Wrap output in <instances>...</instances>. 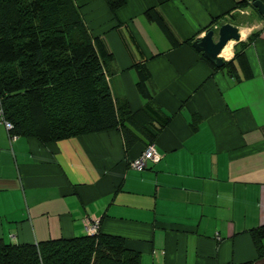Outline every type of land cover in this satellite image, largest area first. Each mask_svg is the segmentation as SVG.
<instances>
[{
  "label": "crops",
  "instance_id": "obj_1",
  "mask_svg": "<svg viewBox=\"0 0 264 264\" xmlns=\"http://www.w3.org/2000/svg\"><path fill=\"white\" fill-rule=\"evenodd\" d=\"M109 1L73 4L112 55V98L139 115L136 124L158 127L170 115L152 141L158 154L137 170L128 163L146 147L141 137L126 149L117 129L43 143L11 139L0 121V239L85 235L87 219L122 237L140 264L254 259L248 230L264 224V16L236 7L239 0H122L113 11ZM226 21L238 41L255 33L244 50L247 74L235 62L233 76L214 70L191 46ZM140 62L157 115L139 113L132 65Z\"/></svg>",
  "mask_w": 264,
  "mask_h": 264
},
{
  "label": "trees",
  "instance_id": "obj_2",
  "mask_svg": "<svg viewBox=\"0 0 264 264\" xmlns=\"http://www.w3.org/2000/svg\"><path fill=\"white\" fill-rule=\"evenodd\" d=\"M251 1L239 0L236 7L250 6L256 13ZM108 3L113 11L122 0ZM254 36L252 33L236 41L232 56L220 67L198 53L214 70L233 76L235 62L247 74L244 50ZM111 60L101 40L87 30L73 0H0V105L5 120L12 125L10 133L46 143L117 129L125 149L139 137L146 145L152 143L170 115H160L158 127L141 120L136 124L139 115L132 113L125 101L111 96L106 79ZM132 68L135 89L143 100L139 113L157 115L149 71L141 62ZM248 234L256 256L233 264H264V224L250 228ZM0 264H140V255L128 249L122 237L97 229L94 234L34 244L0 239Z\"/></svg>",
  "mask_w": 264,
  "mask_h": 264
},
{
  "label": "water",
  "instance_id": "obj_3",
  "mask_svg": "<svg viewBox=\"0 0 264 264\" xmlns=\"http://www.w3.org/2000/svg\"><path fill=\"white\" fill-rule=\"evenodd\" d=\"M251 6L259 15L264 16V3L261 0H252ZM229 40L238 41L239 32L235 25L226 21L215 28L207 29L201 37L191 42V46L214 67H220L225 59L219 55V52Z\"/></svg>",
  "mask_w": 264,
  "mask_h": 264
},
{
  "label": "built area",
  "instance_id": "obj_4",
  "mask_svg": "<svg viewBox=\"0 0 264 264\" xmlns=\"http://www.w3.org/2000/svg\"><path fill=\"white\" fill-rule=\"evenodd\" d=\"M216 25L212 26V28H215ZM0 121L3 124L4 128L7 130L8 135L11 139L15 138V134L10 133V130L12 128V125L9 121L5 120L4 116H3V112H2V108L0 105ZM157 151L155 150L154 146L152 143L146 145V147L144 148L143 152L140 154V156H138L137 158L131 160L129 162V166L131 168L140 170L145 166V161L147 158H153L157 156ZM85 228H86V232L87 234H94L96 233L97 229H98V221L94 220L91 223L85 219Z\"/></svg>",
  "mask_w": 264,
  "mask_h": 264
},
{
  "label": "bare ground",
  "instance_id": "obj_5",
  "mask_svg": "<svg viewBox=\"0 0 264 264\" xmlns=\"http://www.w3.org/2000/svg\"><path fill=\"white\" fill-rule=\"evenodd\" d=\"M231 43L232 40H229L228 42H226V44L221 48L219 54L221 57H223L224 59H229L231 57Z\"/></svg>",
  "mask_w": 264,
  "mask_h": 264
},
{
  "label": "rangeland",
  "instance_id": "obj_6",
  "mask_svg": "<svg viewBox=\"0 0 264 264\" xmlns=\"http://www.w3.org/2000/svg\"><path fill=\"white\" fill-rule=\"evenodd\" d=\"M241 18L245 20V16H242ZM234 43H235L234 40H232V43H231V47H232V48H231V51H232V53H233V46H234Z\"/></svg>",
  "mask_w": 264,
  "mask_h": 264
},
{
  "label": "clouds",
  "instance_id": "obj_7",
  "mask_svg": "<svg viewBox=\"0 0 264 264\" xmlns=\"http://www.w3.org/2000/svg\"><path fill=\"white\" fill-rule=\"evenodd\" d=\"M212 28V27H211Z\"/></svg>",
  "mask_w": 264,
  "mask_h": 264
}]
</instances>
